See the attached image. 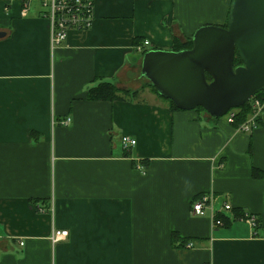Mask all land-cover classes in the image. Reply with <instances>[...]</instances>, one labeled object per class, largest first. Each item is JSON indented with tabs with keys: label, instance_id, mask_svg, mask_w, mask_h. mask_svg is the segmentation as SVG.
Here are the masks:
<instances>
[{
	"label": "crops",
	"instance_id": "obj_1",
	"mask_svg": "<svg viewBox=\"0 0 264 264\" xmlns=\"http://www.w3.org/2000/svg\"><path fill=\"white\" fill-rule=\"evenodd\" d=\"M92 1L91 29L52 49L40 2L0 0V264H264V122L174 110L141 75L232 1ZM102 83L115 100L88 99ZM203 196L224 226L192 214Z\"/></svg>",
	"mask_w": 264,
	"mask_h": 264
},
{
	"label": "water",
	"instance_id": "obj_2",
	"mask_svg": "<svg viewBox=\"0 0 264 264\" xmlns=\"http://www.w3.org/2000/svg\"><path fill=\"white\" fill-rule=\"evenodd\" d=\"M141 75L182 111L222 118L248 104L264 92V0H232L227 28H200L191 50L147 52Z\"/></svg>",
	"mask_w": 264,
	"mask_h": 264
},
{
	"label": "built area",
	"instance_id": "obj_3",
	"mask_svg": "<svg viewBox=\"0 0 264 264\" xmlns=\"http://www.w3.org/2000/svg\"><path fill=\"white\" fill-rule=\"evenodd\" d=\"M33 1H38L43 7V18L48 21L50 43L52 49L66 42L73 32H86L91 29L95 19V6L92 0H23L25 3V9L22 12V16H26L27 6ZM150 45V42L146 41L139 48L140 52ZM252 109V114L249 119L240 126L237 127V131L242 134H250L257 130L260 126L259 119L264 116V103L257 99L256 96L249 102ZM227 122L230 125L235 124L236 112L230 111L227 115ZM72 123L70 118L64 120L62 125L69 126ZM124 150H130L137 145V141L133 140L129 136H123L121 140ZM138 170L144 172L145 169L142 166H138ZM211 197V196H210ZM209 196H203L196 199L192 203V214L199 218H209L215 225L220 228L223 225L221 219H219V212H217L213 206L212 198ZM224 211L230 212L232 208L230 205L224 206ZM243 221H246L252 228H255L258 224L255 216L246 214ZM69 236L68 231H54L51 241L53 245L67 239ZM23 245V243H21ZM185 249L193 250L194 245L190 243L185 244Z\"/></svg>",
	"mask_w": 264,
	"mask_h": 264
},
{
	"label": "trees",
	"instance_id": "obj_4",
	"mask_svg": "<svg viewBox=\"0 0 264 264\" xmlns=\"http://www.w3.org/2000/svg\"><path fill=\"white\" fill-rule=\"evenodd\" d=\"M228 16H229V13H228ZM228 16H227V21H226L225 25L222 26L224 28H227V26H228ZM192 48H193V37L186 44H180L179 42L175 41L174 52H180V51H184V50H191ZM241 65H242V61H241L238 53H236L234 66H235V68H237V67H239ZM207 80L209 82H212V79L210 78V76H207ZM152 88L157 93V95H159L161 98H163L158 93L157 89L153 85H152ZM117 97H118V90H117V88L115 86H113L110 83H102L98 87H96L94 89H91L89 91V94H88V99L92 100V101H113ZM256 98L260 99L264 103V92L258 94L256 96ZM163 99H165V98H163ZM168 101H170V100H168ZM170 102L172 103L174 110H179L172 101H170ZM196 111L206 112L203 108H198V109H196ZM232 111H235L236 114H237L236 120H235V124L233 125L235 128H237L241 124H244L249 119L250 115L252 114V109H251L250 103L244 105L243 107H241L239 109H234ZM262 122H264V121H263L262 118H260L259 119L260 126L262 125ZM219 218H221V217L219 216ZM184 246H185V244H184Z\"/></svg>",
	"mask_w": 264,
	"mask_h": 264
},
{
	"label": "rangeland",
	"instance_id": "obj_5",
	"mask_svg": "<svg viewBox=\"0 0 264 264\" xmlns=\"http://www.w3.org/2000/svg\"><path fill=\"white\" fill-rule=\"evenodd\" d=\"M221 121H222L223 124L229 126V124H228V122H227V116L222 117V118H221ZM225 125H221V127L219 128V131L224 130V129H223V126H225ZM236 129H237V128H236Z\"/></svg>",
	"mask_w": 264,
	"mask_h": 264
}]
</instances>
